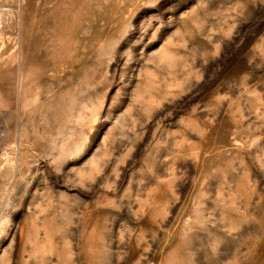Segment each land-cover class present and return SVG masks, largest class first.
Masks as SVG:
<instances>
[{
  "label": "rangeland",
  "instance_id": "1",
  "mask_svg": "<svg viewBox=\"0 0 264 264\" xmlns=\"http://www.w3.org/2000/svg\"><path fill=\"white\" fill-rule=\"evenodd\" d=\"M0 264H264V0H0Z\"/></svg>",
  "mask_w": 264,
  "mask_h": 264
}]
</instances>
